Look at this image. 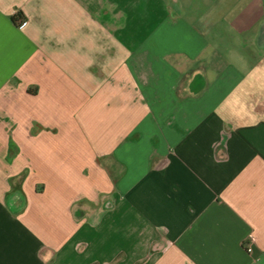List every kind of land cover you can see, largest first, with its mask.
Instances as JSON below:
<instances>
[{"label":"crops","instance_id":"1","mask_svg":"<svg viewBox=\"0 0 264 264\" xmlns=\"http://www.w3.org/2000/svg\"><path fill=\"white\" fill-rule=\"evenodd\" d=\"M0 264H264V0H0Z\"/></svg>","mask_w":264,"mask_h":264},{"label":"trees","instance_id":"2","mask_svg":"<svg viewBox=\"0 0 264 264\" xmlns=\"http://www.w3.org/2000/svg\"><path fill=\"white\" fill-rule=\"evenodd\" d=\"M13 20L16 21V20H18V18L13 17Z\"/></svg>","mask_w":264,"mask_h":264},{"label":"built area","instance_id":"3","mask_svg":"<svg viewBox=\"0 0 264 264\" xmlns=\"http://www.w3.org/2000/svg\"><path fill=\"white\" fill-rule=\"evenodd\" d=\"M250 249V247L248 248V250Z\"/></svg>","mask_w":264,"mask_h":264}]
</instances>
